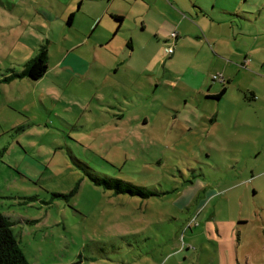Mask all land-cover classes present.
Returning a JSON list of instances; mask_svg holds the SVG:
<instances>
[{
	"label": "rangeland",
	"instance_id": "rangeland-1",
	"mask_svg": "<svg viewBox=\"0 0 264 264\" xmlns=\"http://www.w3.org/2000/svg\"><path fill=\"white\" fill-rule=\"evenodd\" d=\"M50 6L64 9L0 11V80L55 29L45 76L0 84V212L30 222L13 228L28 262L264 264V0H115L123 28L101 24L112 41L83 48L86 75L57 63L87 17L75 5L72 28H52ZM87 172L155 195H115Z\"/></svg>",
	"mask_w": 264,
	"mask_h": 264
},
{
	"label": "crops",
	"instance_id": "crops-1",
	"mask_svg": "<svg viewBox=\"0 0 264 264\" xmlns=\"http://www.w3.org/2000/svg\"><path fill=\"white\" fill-rule=\"evenodd\" d=\"M22 1L23 0H0V4L2 6H4V8L6 10H8V12H10V13L12 12V14H13L14 11L16 10V7L18 5H20V3ZM60 1H61L62 7H64L61 14H59V13L53 14L51 11H49L52 8L51 6L50 7H40V9L43 10L42 11L44 14L43 18H45L48 21L49 27L51 26L53 28V26H54L53 20H56L59 22L60 21H66L68 28H70V26L72 28V25L74 24V16L76 14V13H72V12L74 10L75 5H78V11H80L81 14L83 16H86L88 19V20H86V24L88 25V27H87L88 29L76 31L75 36H74L72 41L69 39V36L65 34L66 32L64 33L62 43L66 47L65 48L66 53L62 56L60 62L57 63V65L60 64L61 67H63L64 69L66 68L68 71L73 70V71H76V73H81V74L86 75L89 72L90 63H89L88 59H86V57L82 53L83 48L88 47L90 45V43L93 42V39H94L95 45L93 47H94L95 51L107 49V46L110 43V41H112V39L109 40L106 36L99 33L101 24H103V22H105V21H108V23H110L109 25H111L110 26L111 29H113V31H115V33H118L123 28L124 19L119 24V23L114 21L112 16L118 15V16H123V18H124L125 13L122 10H114L113 5H114L115 0H108L107 2H106V0H59V3H60ZM6 4H8V5H6ZM4 8L0 6V11L3 12ZM71 16H72V20L69 22V19ZM183 23H185V21ZM26 25H27L26 28H28L29 25L27 23H26ZM119 26H120V28H119ZM171 30H172L171 31L172 34L173 33L177 34L176 41H178L179 38L181 37L180 33L175 29V27L172 28ZM20 32H23V31L20 30ZM53 34H55V29L54 30L52 29V31H51L52 37L47 38L45 40L46 41L45 44L44 43L40 44V48L42 45L47 46L48 69H49L50 64H52V62H53L52 56H51L50 51H49L50 49L48 48L49 44L50 45L54 44V43H52L53 42L52 40L55 36V35L53 36ZM14 36H18V31L14 34ZM167 42H169V41H167ZM129 47L132 49L130 44H129ZM73 53H75V54H73ZM174 53H175V51H174ZM34 57H32V58H34ZM25 64L26 63H24V65ZM79 68H81V71H79ZM224 88H226L225 94L222 97L217 98L216 96L219 95L220 92ZM223 89L221 91L220 90L212 91V92L210 91V92L205 93L204 95L198 94V96L202 97L205 101H208V102L209 101L223 100L226 96V93H227V87L224 86ZM254 95H255V100H256L257 99L256 94L254 93ZM242 100L245 104H247V103L251 104V102L255 101V100L254 101L246 100L244 96H242ZM200 103L201 102H199V104ZM187 104H188V102L186 103V105ZM196 109L201 110V107L200 108L196 107ZM214 121H215L214 119L210 120L211 123H213ZM7 217H9L14 222L13 228L17 225L18 222L19 223H25V224L30 223L29 221H22V220L15 221L11 218V216H7ZM13 231H14V229H13Z\"/></svg>",
	"mask_w": 264,
	"mask_h": 264
},
{
	"label": "trees",
	"instance_id": "trees-1",
	"mask_svg": "<svg viewBox=\"0 0 264 264\" xmlns=\"http://www.w3.org/2000/svg\"><path fill=\"white\" fill-rule=\"evenodd\" d=\"M112 17L114 21L119 24L124 19L123 16L118 15H113ZM71 20L72 16L70 17L69 22ZM47 71L48 50L46 45H42L38 51V54L30 61L26 62L25 69L23 71L20 72L11 70L9 75L0 80V84H2L3 82L11 83L17 79H23L26 77L32 79L33 81H38L45 76ZM222 81L225 83L224 79ZM225 92L226 88H224L216 97H222ZM245 99L254 101V93H251V97H247L245 95ZM87 175L96 185L113 191L115 195L129 194L131 196L142 198H148L155 195L147 188L137 186L119 179L110 177H98L90 172H87ZM74 193L75 191L71 192L69 196H73ZM13 226L14 222L9 217L0 212V264H30L21 248L20 242L15 237Z\"/></svg>",
	"mask_w": 264,
	"mask_h": 264
},
{
	"label": "built area",
	"instance_id": "built-area-1",
	"mask_svg": "<svg viewBox=\"0 0 264 264\" xmlns=\"http://www.w3.org/2000/svg\"><path fill=\"white\" fill-rule=\"evenodd\" d=\"M172 36H173L174 38H177V34H176V33H173ZM168 52H169V54H173V53H174V49H173V48H169ZM215 78H216V79H219V78H217V77H215ZM220 79H221V81L223 80L222 78H220Z\"/></svg>",
	"mask_w": 264,
	"mask_h": 264
}]
</instances>
